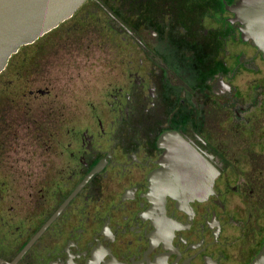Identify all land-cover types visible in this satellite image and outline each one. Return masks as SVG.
Instances as JSON below:
<instances>
[{"label": "flooded vegetation", "instance_id": "obj_1", "mask_svg": "<svg viewBox=\"0 0 264 264\" xmlns=\"http://www.w3.org/2000/svg\"><path fill=\"white\" fill-rule=\"evenodd\" d=\"M238 1L85 0L8 58L0 264L255 258L264 241V155L250 145L264 142V58L228 10ZM91 46L111 49L115 80L93 95L55 87L54 62ZM168 133L217 170L206 198L177 191L175 199L154 183ZM228 135L236 142L222 141Z\"/></svg>", "mask_w": 264, "mask_h": 264}, {"label": "water", "instance_id": "obj_2", "mask_svg": "<svg viewBox=\"0 0 264 264\" xmlns=\"http://www.w3.org/2000/svg\"><path fill=\"white\" fill-rule=\"evenodd\" d=\"M85 0H0V72L8 58L23 45L71 16ZM234 21L242 25L244 40H251L264 58V0H239L228 8ZM164 148L152 179L175 199L201 200L213 192L217 170L176 133L161 138ZM249 264H264L263 245Z\"/></svg>", "mask_w": 264, "mask_h": 264}, {"label": "rangeland", "instance_id": "obj_3", "mask_svg": "<svg viewBox=\"0 0 264 264\" xmlns=\"http://www.w3.org/2000/svg\"><path fill=\"white\" fill-rule=\"evenodd\" d=\"M92 47L88 50L79 49L68 56L65 55L60 61L56 60L54 62V67L50 72H53L52 77H56V81L53 82L55 87L65 83L66 87L72 89L73 93L81 92L93 95L98 93L99 89L104 87L108 81L115 80V76L117 77L119 74L117 69L112 68L114 65L110 66L113 55L111 49L105 50ZM37 84L40 86H37ZM45 85V83L39 84L38 82L34 84L35 87H44ZM263 134V131L259 132L257 138ZM226 140L222 141L230 144V142H236L237 139L234 135H228ZM250 146L251 149L259 150L264 155L263 141H252Z\"/></svg>", "mask_w": 264, "mask_h": 264}]
</instances>
